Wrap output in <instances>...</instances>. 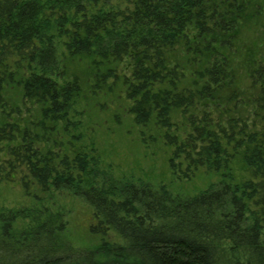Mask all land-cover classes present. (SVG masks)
Here are the masks:
<instances>
[{"label": "trees", "instance_id": "16d2710c", "mask_svg": "<svg viewBox=\"0 0 264 264\" xmlns=\"http://www.w3.org/2000/svg\"><path fill=\"white\" fill-rule=\"evenodd\" d=\"M113 1L0 0V184L31 198L0 209V264H264V87L250 114L210 109L239 97L226 53L250 0ZM110 96L172 175L216 183L182 196L115 176L78 118ZM61 196L97 244L68 242Z\"/></svg>", "mask_w": 264, "mask_h": 264}, {"label": "rangeland", "instance_id": "374dc122", "mask_svg": "<svg viewBox=\"0 0 264 264\" xmlns=\"http://www.w3.org/2000/svg\"><path fill=\"white\" fill-rule=\"evenodd\" d=\"M114 4L124 9L126 0H114ZM231 51L226 56L231 60L229 71L234 74L239 97L226 106V101L218 108L212 105L214 115H220L228 107L229 115L245 111V115L254 110L253 98L257 96L252 85L264 87L263 76L253 74L254 69L264 70V0H250L246 3L244 13L237 19L233 31ZM80 75L77 67L71 70ZM253 75V76H252ZM256 82H253V81ZM100 98L99 104L90 106L82 101L85 109L78 115L84 124L83 132L93 137L95 146L103 164L111 167L117 177L141 179L154 186H165L173 194L193 196L205 190L218 177L205 169L194 172L189 179H178L168 169L167 155L160 143L145 147L138 135V128L131 118L124 113V107L113 97ZM114 99V100H113ZM124 104V103H122ZM223 114V113H222ZM226 116V113L223 114ZM235 173L248 177L247 170L235 165ZM66 207L64 220L67 222V240L76 248L91 247L97 244L95 237L87 234L91 221V211L85 203L68 196L58 199ZM31 204V198L24 195L19 183L0 184V209H18Z\"/></svg>", "mask_w": 264, "mask_h": 264}]
</instances>
